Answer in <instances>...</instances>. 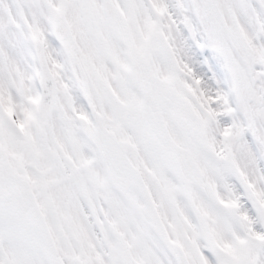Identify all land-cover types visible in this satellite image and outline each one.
Instances as JSON below:
<instances>
[{
	"label": "snow or ice",
	"instance_id": "6c2138e0",
	"mask_svg": "<svg viewBox=\"0 0 264 264\" xmlns=\"http://www.w3.org/2000/svg\"><path fill=\"white\" fill-rule=\"evenodd\" d=\"M0 264H264V0H0Z\"/></svg>",
	"mask_w": 264,
	"mask_h": 264
}]
</instances>
